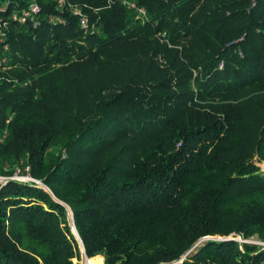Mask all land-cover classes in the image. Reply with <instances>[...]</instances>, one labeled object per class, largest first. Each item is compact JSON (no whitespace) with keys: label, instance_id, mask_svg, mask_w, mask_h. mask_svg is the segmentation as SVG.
<instances>
[{"label":"trees","instance_id":"1","mask_svg":"<svg viewBox=\"0 0 264 264\" xmlns=\"http://www.w3.org/2000/svg\"><path fill=\"white\" fill-rule=\"evenodd\" d=\"M135 1L0 0V264H264V0Z\"/></svg>","mask_w":264,"mask_h":264},{"label":"built area","instance_id":"2","mask_svg":"<svg viewBox=\"0 0 264 264\" xmlns=\"http://www.w3.org/2000/svg\"><path fill=\"white\" fill-rule=\"evenodd\" d=\"M26 4L23 6L18 4H13L12 9L10 10L11 17L15 19H19L21 22H33L37 24V16L41 12V2L40 0H25ZM56 7L61 10H65V8L69 5L68 0H52ZM114 2H118L129 9H133L138 13V16L141 19H146L148 17V13L145 7L137 4L135 0H107V5L111 6ZM10 4V1L5 2V6ZM71 13L76 16L81 26L85 29H88L90 26L89 16L82 10L80 6H72L70 9ZM49 20L51 22L62 20L60 17L51 14L49 16ZM6 25V21L0 18V29L2 26ZM1 32V31H0ZM2 138H0L1 140ZM19 181L23 183H37L40 185V181L36 180L31 176L30 166H26L25 168L17 167L12 174H1L0 173V187L6 184L9 181Z\"/></svg>","mask_w":264,"mask_h":264},{"label":"rangeland","instance_id":"3","mask_svg":"<svg viewBox=\"0 0 264 264\" xmlns=\"http://www.w3.org/2000/svg\"><path fill=\"white\" fill-rule=\"evenodd\" d=\"M3 139H1L0 141H2ZM257 164H259L260 166H261V168L264 170V162H261V163H258L257 162ZM26 166H29V165H16L15 167H14V171H15V169L17 168V167H21V168H25ZM6 170H8V168H6ZM13 171V172H14ZM40 185L42 186V187H44L45 189H47L48 190V188L40 181ZM71 215H72V213H71ZM234 237V236H233ZM217 238H220V237H217ZM78 239V238H77ZM79 240V239H78ZM236 240H238L239 242H250V243H255V244H261V245H264V242H262L259 238H258V236H252V237H250L249 239H244L243 237H241V236H237L236 237ZM103 257L102 255H97V257ZM96 257V256H95ZM103 261H102V264H105V262H104V257H103V259H102ZM74 261L75 262H80V264H95L93 261H91V260H89V258L88 257H86L84 254L82 255V257H81V259H80V261L77 259V258H75L74 259Z\"/></svg>","mask_w":264,"mask_h":264},{"label":"water","instance_id":"4","mask_svg":"<svg viewBox=\"0 0 264 264\" xmlns=\"http://www.w3.org/2000/svg\"><path fill=\"white\" fill-rule=\"evenodd\" d=\"M71 222H72V225H73V231H74V234L76 235V237L79 239L80 243H81V246H82V252L83 254L87 257L86 255V252H85V248H84V244H83V241L82 239L80 238V235L75 227V223H74V219H73V215H71Z\"/></svg>","mask_w":264,"mask_h":264}]
</instances>
